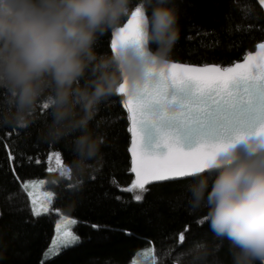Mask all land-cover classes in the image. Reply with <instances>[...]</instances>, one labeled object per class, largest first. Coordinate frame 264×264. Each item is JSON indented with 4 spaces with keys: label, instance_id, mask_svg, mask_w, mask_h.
I'll return each instance as SVG.
<instances>
[{
    "label": "trees",
    "instance_id": "obj_1",
    "mask_svg": "<svg viewBox=\"0 0 264 264\" xmlns=\"http://www.w3.org/2000/svg\"><path fill=\"white\" fill-rule=\"evenodd\" d=\"M170 4L177 11L179 40L169 63L230 67L264 43V14L254 0H170ZM140 5L150 14L146 0H131L129 14L118 26ZM113 30L99 37L97 53L111 54ZM5 95L0 91V100ZM122 101L113 93L99 106L90 126L104 138L102 161L97 171L81 179L71 170L70 175L49 171L51 152H60L69 169L73 151L71 138L55 143L43 139L41 132L51 120L48 110L40 107L38 118L27 128L0 126V264H42V260L43 264L141 263L149 247L154 250L155 264H182L185 253L200 242L208 246L203 264H231L230 242L215 237L208 206L195 205L188 191L199 178L153 186L143 202L122 190L132 183L129 125ZM214 176L205 175L209 188ZM28 181H44V192L53 193L48 215L32 216L22 189ZM56 212L77 221L72 230L80 243L44 259ZM181 233L185 236L182 243Z\"/></svg>",
    "mask_w": 264,
    "mask_h": 264
},
{
    "label": "clouds",
    "instance_id": "obj_2",
    "mask_svg": "<svg viewBox=\"0 0 264 264\" xmlns=\"http://www.w3.org/2000/svg\"><path fill=\"white\" fill-rule=\"evenodd\" d=\"M131 0H0V126L29 127L48 104L43 139L71 138L76 179L91 175L102 161V135L90 126L99 106L127 83L129 93L150 69L169 62L179 40L178 15L170 0H146L147 43L118 44L97 53L100 36L119 27ZM155 47H151V45ZM208 178L189 185L195 205L206 204L211 229L230 242L231 264H264V136L239 132L225 142ZM246 144L247 149L240 145ZM200 242L182 264H203Z\"/></svg>",
    "mask_w": 264,
    "mask_h": 264
},
{
    "label": "snow or ice",
    "instance_id": "obj_3",
    "mask_svg": "<svg viewBox=\"0 0 264 264\" xmlns=\"http://www.w3.org/2000/svg\"><path fill=\"white\" fill-rule=\"evenodd\" d=\"M259 3L264 5V0ZM143 18V5L135 7L126 23L112 31L111 51L121 43H147ZM258 49L256 55L248 54L244 62L232 67L167 62L150 69L134 92L129 93L126 81L120 86L116 93L126 97L122 107L130 124L127 127L131 135L130 171L135 175L131 185L122 190L133 193L134 201L143 202L149 190L146 186L153 182L209 171L217 155L227 147L225 142L234 134L243 131L264 136V43ZM41 107L47 110L48 104ZM149 145L153 147L150 149ZM53 169L70 175L58 151L49 155V171ZM42 187V181L22 184L29 197ZM42 195L40 201L32 198L34 217L49 211L53 193ZM76 224L75 219L66 216L57 222V238L43 254L44 259L55 258L62 250L80 243V237L72 230ZM184 239L181 233L179 241L182 243Z\"/></svg>",
    "mask_w": 264,
    "mask_h": 264
},
{
    "label": "water",
    "instance_id": "obj_4",
    "mask_svg": "<svg viewBox=\"0 0 264 264\" xmlns=\"http://www.w3.org/2000/svg\"><path fill=\"white\" fill-rule=\"evenodd\" d=\"M254 1L256 3L257 7L259 8V10L264 14V5H261L259 3V0H254ZM111 39H112V34H111ZM110 44H111V40H110ZM110 51H111V48H110ZM258 51H259V49H258V46H257V47H255L254 51L252 53H250V54L256 55V53ZM244 58L240 61V63L244 62ZM234 65L235 64H233L232 66H234ZM232 66H230V67H232ZM118 96L120 98H122V100L126 99V97H123L121 95H118ZM126 115H127V112H126ZM128 125L130 126L129 121H128ZM129 139H130V141H129V148H130L131 147V135H130V133H129ZM152 147H153V145H149L150 149ZM240 147H241V149H245L246 150L248 146L246 144H241ZM159 151H161V153H162L164 151V149L161 148V149H159ZM127 154H128V158H129V175H130L131 180L133 181L134 178H135V175L133 173H131V171H130V169L132 167V164H131L132 157H131V153L129 152V150H128ZM211 173H214V172L209 170V171H206L205 173H203L202 175L205 176V175H208V174H211ZM198 178H199V176H189V177H183V178H178V179H170V180H167V181L153 182V183L147 185L146 188L149 189V188H152L153 186H159V185H163V184L182 182V181L198 179Z\"/></svg>",
    "mask_w": 264,
    "mask_h": 264
},
{
    "label": "rangeland",
    "instance_id": "obj_5",
    "mask_svg": "<svg viewBox=\"0 0 264 264\" xmlns=\"http://www.w3.org/2000/svg\"><path fill=\"white\" fill-rule=\"evenodd\" d=\"M24 191V190H23ZM25 192V191H24ZM26 194H27V198H28V203H29V209H30V212H31V214H32V198L34 197L37 201H40V200H42V198H43V193H45L44 192V181H43V187L42 188H39V189H37V190H35V191H33V197H29V195H28V193L27 192H25ZM51 201H52V199H51ZM50 208V207H49ZM50 213V210L47 212V213H43L41 216H44V215H48ZM57 217H58V219H57V221L55 222V224H54V229H53V238H52V241L54 240V239H56L57 238V235H56V224H57V222L58 221H60L61 220V218H62V216L59 214V213H54ZM33 216V215H32ZM34 217V216H33ZM73 227L74 226H72V229H73ZM52 241H51V243H52ZM51 243H50V245H49V247H48V249L51 247ZM47 249V250H48ZM149 251L148 252H143L142 254L143 255H145V256H143V257H141V263L140 264H153V258H155V254H154V250L152 249V248H147ZM46 250V251H47ZM52 259V258H51ZM139 262H140V260H139ZM130 264H134V262H131Z\"/></svg>",
    "mask_w": 264,
    "mask_h": 264
}]
</instances>
